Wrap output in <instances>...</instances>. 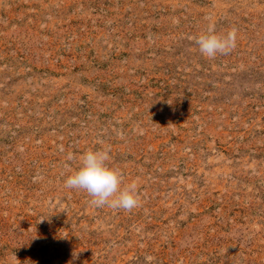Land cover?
I'll return each mask as SVG.
<instances>
[{
  "label": "rangeland",
  "instance_id": "rangeland-1",
  "mask_svg": "<svg viewBox=\"0 0 264 264\" xmlns=\"http://www.w3.org/2000/svg\"><path fill=\"white\" fill-rule=\"evenodd\" d=\"M104 149L131 211L64 185ZM0 264H264V0H0Z\"/></svg>",
  "mask_w": 264,
  "mask_h": 264
},
{
  "label": "clouds",
  "instance_id": "clouds-1",
  "mask_svg": "<svg viewBox=\"0 0 264 264\" xmlns=\"http://www.w3.org/2000/svg\"><path fill=\"white\" fill-rule=\"evenodd\" d=\"M201 54L215 58L218 54H229L237 46L235 30L223 35L209 26L194 38ZM69 160L73 159L71 155ZM110 150H87L80 154L78 167L64 178V185L70 189L84 190L92 206L131 211L139 206L135 182L123 184L122 175L110 167Z\"/></svg>",
  "mask_w": 264,
  "mask_h": 264
}]
</instances>
